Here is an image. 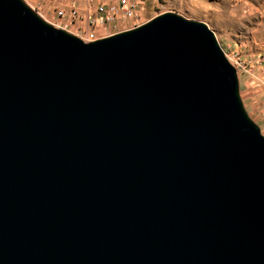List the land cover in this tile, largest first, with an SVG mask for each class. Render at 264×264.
<instances>
[{
  "label": "water",
  "instance_id": "1",
  "mask_svg": "<svg viewBox=\"0 0 264 264\" xmlns=\"http://www.w3.org/2000/svg\"><path fill=\"white\" fill-rule=\"evenodd\" d=\"M0 264H264V134L206 22L86 41L0 0Z\"/></svg>",
  "mask_w": 264,
  "mask_h": 264
},
{
  "label": "rangeland",
  "instance_id": "2",
  "mask_svg": "<svg viewBox=\"0 0 264 264\" xmlns=\"http://www.w3.org/2000/svg\"><path fill=\"white\" fill-rule=\"evenodd\" d=\"M25 1L31 7L37 5L36 0ZM137 1V23L143 24L163 12H176L186 18L206 22L210 26L223 49L230 56L236 54L246 65V69L238 70L241 98L249 115L261 126L264 134V0ZM46 5V2L41 5V11L46 20H52L44 9ZM49 7L54 10L52 3ZM122 23L121 29L128 26L124 27ZM110 32L109 28L91 26L88 35L81 31L77 34L84 40L91 41Z\"/></svg>",
  "mask_w": 264,
  "mask_h": 264
},
{
  "label": "built area",
  "instance_id": "3",
  "mask_svg": "<svg viewBox=\"0 0 264 264\" xmlns=\"http://www.w3.org/2000/svg\"><path fill=\"white\" fill-rule=\"evenodd\" d=\"M36 2L37 5L32 8L35 9L38 7L35 10L42 17L43 13L41 11V5H43L44 2H51L54 6L56 17L60 19V22L58 23V25H60L59 28H63L65 30L69 28L71 22H73V20L76 19L79 14L78 9H76L74 6H71L70 10L67 11L61 5L58 3L55 4L51 0H36ZM66 16H70L69 21L62 19ZM92 16L93 17H90L88 22L89 26L109 28L111 32L108 34V36L124 30L135 28L142 24L137 23V18L139 17V3L137 0H101L97 3L95 13ZM122 21H125L126 23H122ZM121 23L124 25V27L127 25L128 26L121 29ZM54 25L57 27L55 23ZM225 53L230 61H232L236 66L237 70L246 69V65L240 60V58H237L236 54H233L234 56H230L226 51Z\"/></svg>",
  "mask_w": 264,
  "mask_h": 264
},
{
  "label": "crops",
  "instance_id": "4",
  "mask_svg": "<svg viewBox=\"0 0 264 264\" xmlns=\"http://www.w3.org/2000/svg\"><path fill=\"white\" fill-rule=\"evenodd\" d=\"M55 4L61 5L63 8H65L67 11L70 10L71 6H74L76 9H78V17L71 22V25L67 29V31L78 35L77 33L81 31L85 35H88L90 33V26L88 24L90 17H93L92 15L95 13L97 3L101 0H51ZM51 5V2L47 3V5L44 7L46 13L51 16L52 20H47L52 24H56L57 27H60L58 23L60 22V19L56 17L55 10L53 8L49 7ZM43 17L45 18V15L43 14ZM47 19V18H45ZM63 20H70V16H66L62 18ZM72 21V20H71ZM102 31V30H101ZM97 32V30H96ZM108 36V34H106ZM106 35H102V37H105ZM94 38V37H93Z\"/></svg>",
  "mask_w": 264,
  "mask_h": 264
}]
</instances>
